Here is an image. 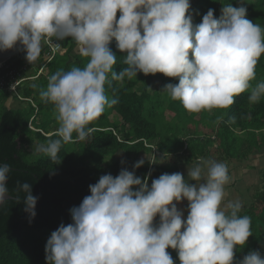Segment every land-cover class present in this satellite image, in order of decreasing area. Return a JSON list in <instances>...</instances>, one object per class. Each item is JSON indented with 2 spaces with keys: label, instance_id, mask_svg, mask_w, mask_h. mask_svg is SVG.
I'll list each match as a JSON object with an SVG mask.
<instances>
[{
  "label": "clouds",
  "instance_id": "1",
  "mask_svg": "<svg viewBox=\"0 0 264 264\" xmlns=\"http://www.w3.org/2000/svg\"><path fill=\"white\" fill-rule=\"evenodd\" d=\"M214 11L194 23L190 0H0V51L19 44L32 64L41 57L44 39L71 38L87 58L83 67L50 75L40 90L41 100L53 105L58 127L57 138L38 145L36 154L55 159L74 133L87 140V126L118 103L106 93L109 76L175 78L178 83L161 91L192 113L227 109L248 90L249 101L259 102L264 81L255 87L251 82L264 54V28L247 18L244 6L225 3L219 17ZM113 40L124 54L126 66L119 72L113 70ZM144 162L116 176L101 175L88 186L90 194L69 209L71 222L47 238L45 264H176L167 249L176 251L179 264H264L258 250L235 259L234 250L252 235L251 217L239 215L241 200L225 202V185L232 179L226 163L201 158L187 165V178L163 173L149 186L151 173L135 174ZM10 172L7 162L0 163V205L9 196ZM20 192L31 221L38 197L28 182H17V202ZM182 200L186 217L177 207Z\"/></svg>",
  "mask_w": 264,
  "mask_h": 264
},
{
  "label": "trees",
  "instance_id": "2",
  "mask_svg": "<svg viewBox=\"0 0 264 264\" xmlns=\"http://www.w3.org/2000/svg\"><path fill=\"white\" fill-rule=\"evenodd\" d=\"M228 2L234 7L238 4V0H200L198 7L191 5L195 21L199 23L210 8L219 17L221 7L217 4L222 6ZM247 2L249 0H244L241 6L246 7ZM246 9L247 18L264 28V0H256L252 8ZM60 42L65 51L57 53L36 79L19 86L20 94L31 98L37 106L36 113L30 102L26 111L7 107L5 101L12 94L0 89V163L7 162L11 167L7 186L12 196L0 205V264H45L44 247L50 233L61 223L71 222L69 209L78 206L90 194L88 186L96 183L101 175L116 176L122 168L132 171L133 164L144 159L135 174L144 177L151 173L150 186L151 180L163 173L180 172V162L207 156L212 160H243L253 149L264 147V96L257 103L250 102L248 90L234 97L235 103L227 109L216 108L207 110L208 113L206 110L199 113L184 110L186 116L183 117L179 110L174 113L175 108H169L172 113L165 115L163 109L160 114L158 106L152 104L150 86L152 83H173L177 79L161 73L147 76L137 73L136 78L125 77L122 81L109 76L105 90L110 98H117L118 103L106 107L103 114L87 126L90 134L86 141L75 139L74 133L73 141L62 144L55 159L36 154L35 144L56 139L58 127L53 105L41 100L40 90L56 71L83 67L87 63V58L73 53L76 44L71 38ZM109 47L117 55L113 70L119 72L126 66L124 54L116 49L114 40ZM24 57L21 50L5 64L10 68L19 67ZM41 58L42 53L39 60ZM3 72L0 70V74ZM259 81H264V54L256 65L252 86ZM152 89L156 90L153 96L162 102L158 89ZM169 103L172 107L176 101ZM34 113L31 124L36 129L28 124ZM203 127L208 130H202ZM151 146H156L158 153H153ZM120 152L122 156L118 155ZM261 179L262 184L253 199L239 213L251 217L252 235L244 246L234 250L236 260L251 250L264 255V168ZM17 182L30 183L33 196L38 197L36 215L31 221L24 211V193H19V202L15 199ZM167 251L179 264L176 251Z\"/></svg>",
  "mask_w": 264,
  "mask_h": 264
},
{
  "label": "crops",
  "instance_id": "3",
  "mask_svg": "<svg viewBox=\"0 0 264 264\" xmlns=\"http://www.w3.org/2000/svg\"><path fill=\"white\" fill-rule=\"evenodd\" d=\"M200 0H190L191 5L198 7L199 6V2ZM205 0H201V2H204ZM256 0H249V2L246 3V7H253V5L255 4ZM218 6H221V3L217 4ZM241 6V4H236V7ZM208 7V5L206 6ZM119 17V13H117V18ZM196 19L194 18L193 15V22L197 23L198 21H195ZM77 46V45H76ZM75 48V47H74ZM65 51V48H63ZM63 51V52H64ZM62 52V53H63ZM59 53V54H62ZM73 53H79V51L77 52H73ZM43 59V57L39 60L38 62H41ZM16 97V96H15ZM14 97L12 95H10L7 100L5 101V105L9 108H18V104L17 101H15L13 99ZM17 98V97H16ZM19 99V98H17ZM22 100V99H19ZM28 101V100H27ZM190 113V112H188ZM35 114V113H34ZM205 128L203 127L202 130H204ZM214 137V136H212ZM185 139V138H184ZM152 147V151L153 153H158L156 146H151ZM264 149V147L262 149H253L251 153L248 154L246 159L243 160H237V158H228V159H218L216 161L218 162H224L227 164L228 169H229V174L232 177L231 181L225 185V191L227 193L226 197H225V202H227L228 200H235V199H239L243 202L244 206L242 209H244L247 205H245L246 203H249L253 197L254 194L256 193V191L260 188L261 184H262V179H261V173H262V168L260 166V163H256L261 157L257 156V153H261L262 150ZM120 155V154H119ZM122 156V155H121ZM154 156V155H153ZM258 157V158H257ZM204 160H209L211 159L210 157H205L203 158ZM201 160V158L195 159L193 161H189V162H180L179 163V171L180 173L184 174L185 178H187V165H192L195 164L197 162H199ZM212 160V159H211ZM244 174H247L249 177H253V180L248 184L246 182V179L244 177ZM256 176V179H255ZM190 183H195V181H189ZM254 186V185H260L259 187L257 186L254 191H250V187L248 186ZM249 198V201H248ZM247 201V202H246ZM178 209L180 210H185L187 207V201H181L178 205H177ZM184 216L186 217L187 212L183 211ZM159 218L156 217V220H158Z\"/></svg>",
  "mask_w": 264,
  "mask_h": 264
},
{
  "label": "built area",
  "instance_id": "4",
  "mask_svg": "<svg viewBox=\"0 0 264 264\" xmlns=\"http://www.w3.org/2000/svg\"><path fill=\"white\" fill-rule=\"evenodd\" d=\"M42 61H35L30 64L26 60L19 67L10 68L7 64L2 63L0 65V70H3V74H0V89H5L12 95L16 96L22 100H28L32 105L35 106L37 112V106L31 98L23 97L19 92V86L27 81L36 79L40 74H42L49 63V61L57 54L64 51L60 40L52 38V40L44 39L42 42ZM35 114L31 117L29 121V126H32L31 120L34 118Z\"/></svg>",
  "mask_w": 264,
  "mask_h": 264
},
{
  "label": "rangeland",
  "instance_id": "5",
  "mask_svg": "<svg viewBox=\"0 0 264 264\" xmlns=\"http://www.w3.org/2000/svg\"><path fill=\"white\" fill-rule=\"evenodd\" d=\"M77 51H79L78 50V48H77V46H75V48L73 49V52H77ZM175 83H178V80H176V81H174L173 82V84H175ZM166 83H162V82H160V83H157V84H155V83H152V85L150 86V91H151V102H152V104L153 105H155V106H158V111H159V113L161 114V110L163 109V111H164V113H165V115H170V113H172V111L169 109V108H175V111H174V113H176L177 112V110H179L178 111V113L180 114V115H182L183 117L184 116H186V115H184L183 114V111L185 110L184 108H183V106L181 105V103L179 102L178 103V101H176V104H172V107H170L169 106V102L172 100L165 92H162L161 90H162V88H163V86L165 85ZM156 88V89H158V92L160 93V97L162 98V102H160L161 100H160V98L159 97H155V96H153V92L154 91H156V90H154V89H152V88ZM109 97H110V95L109 94H107ZM13 96V95H12ZM14 98V100L15 101H17V104H18V108L20 109V110H23V111H26L28 108H29V105H30V103H29V101H27V100H19V99H17L15 96H13ZM156 101V102H155ZM187 111V110H186ZM189 111H187L186 113H188ZM206 112H207V110H206ZM191 113V112H190ZM208 113V112H207ZM180 123H182V121H179ZM191 126L193 125V122H191V123H189ZM180 128V127H179ZM206 130H208V127H206L205 128ZM38 145H40L39 143H36L35 144V149L34 150H36V147L38 146ZM122 155L121 154V152L120 153H118V155ZM257 156L258 157H261L256 163H260V166H261V168L263 169L264 168V149L262 150V152L261 153H257ZM257 157V158H258ZM244 177H245V179H246V182L249 184L252 180H253V177H249L247 174H244ZM255 179H256V176H255ZM256 181H257V179H256ZM259 187L260 185H254V186H248V187H250L249 189H250V191H254V189L256 188V187ZM248 201H249V198H248ZM247 202V201H246ZM249 203H246L245 205H248ZM243 206H244V204H243Z\"/></svg>",
  "mask_w": 264,
  "mask_h": 264
},
{
  "label": "water",
  "instance_id": "6",
  "mask_svg": "<svg viewBox=\"0 0 264 264\" xmlns=\"http://www.w3.org/2000/svg\"><path fill=\"white\" fill-rule=\"evenodd\" d=\"M21 50H22V46L17 44V46H15L13 49L6 50V51H0V65L6 62L11 57H13L14 55H16L17 53H19ZM9 198H12L10 194L8 197H6V199H9Z\"/></svg>",
  "mask_w": 264,
  "mask_h": 264
}]
</instances>
